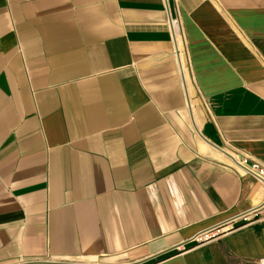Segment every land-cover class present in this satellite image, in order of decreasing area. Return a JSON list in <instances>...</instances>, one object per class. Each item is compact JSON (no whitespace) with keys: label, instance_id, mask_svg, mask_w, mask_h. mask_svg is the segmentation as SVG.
Listing matches in <instances>:
<instances>
[{"label":"crops","instance_id":"0c3cea01","mask_svg":"<svg viewBox=\"0 0 264 264\" xmlns=\"http://www.w3.org/2000/svg\"><path fill=\"white\" fill-rule=\"evenodd\" d=\"M243 156L264 0H0V264H254Z\"/></svg>","mask_w":264,"mask_h":264},{"label":"built area","instance_id":"2783aa9c","mask_svg":"<svg viewBox=\"0 0 264 264\" xmlns=\"http://www.w3.org/2000/svg\"><path fill=\"white\" fill-rule=\"evenodd\" d=\"M171 27L173 32V37L175 38L176 47L175 50H178V44L180 42V29L179 22L176 20H171ZM231 155V154H230ZM233 156V155H232ZM234 158V157H233ZM234 160L245 170H248L254 177L264 184V164L257 162L255 160H249L248 156H243L240 159L234 158ZM240 218L250 219V221L264 219V197L260 204L250 210L245 211ZM231 231V229L225 230L223 232ZM222 232L219 229L209 230L194 236L192 239L196 240L198 243L209 241L215 238L217 235ZM254 264H264V256L259 258Z\"/></svg>","mask_w":264,"mask_h":264},{"label":"water","instance_id":"95a60500","mask_svg":"<svg viewBox=\"0 0 264 264\" xmlns=\"http://www.w3.org/2000/svg\"><path fill=\"white\" fill-rule=\"evenodd\" d=\"M232 156V155H231Z\"/></svg>","mask_w":264,"mask_h":264}]
</instances>
